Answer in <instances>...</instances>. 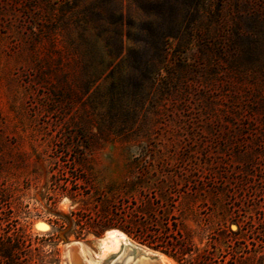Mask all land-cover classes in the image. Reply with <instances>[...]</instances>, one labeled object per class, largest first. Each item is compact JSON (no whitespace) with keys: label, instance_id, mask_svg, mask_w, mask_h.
Listing matches in <instances>:
<instances>
[{"label":"rangeland","instance_id":"374dc122","mask_svg":"<svg viewBox=\"0 0 264 264\" xmlns=\"http://www.w3.org/2000/svg\"><path fill=\"white\" fill-rule=\"evenodd\" d=\"M263 101L264 0H0V251L70 264L78 241L102 258L96 195L179 193L196 249L216 237L215 264H257L264 170L242 168L264 163ZM230 221L240 250L218 238ZM125 253L164 255L128 237L103 262Z\"/></svg>","mask_w":264,"mask_h":264},{"label":"trees","instance_id":"16d2710c","mask_svg":"<svg viewBox=\"0 0 264 264\" xmlns=\"http://www.w3.org/2000/svg\"><path fill=\"white\" fill-rule=\"evenodd\" d=\"M260 107L264 110V101ZM262 145L264 142L260 143L254 152L260 157L264 156ZM262 168L264 170V163H256L251 154L245 161L242 172L254 175V169L261 170ZM109 194L110 196L96 195L90 208L85 209L92 215V221L86 231L88 234L99 238L106 231L115 229L125 233L140 245L166 255L177 264H215L214 257L217 255L218 247L212 244H216L218 239L216 237L209 238L208 244L212 251L196 249L191 241V232L182 229L172 216L174 210L178 208V199L181 197L179 193H161L159 197H154L152 195L154 193H139L142 197L140 203L135 196L137 193ZM68 196L71 202L76 205L75 193H69ZM83 211L80 208L72 211V219L62 215L63 219L55 221L57 229L65 230L71 222L80 227V222L84 220ZM233 225L237 226L236 230L232 228ZM246 236V232L236 221L224 223L218 228L219 240L227 239L234 242L235 245L237 244V250H240L239 245L242 240H246ZM76 237L81 236L77 235ZM14 248H17V245L5 247L0 251L2 257L0 264H22L20 259L12 255ZM240 252L238 251V253ZM257 264H264V256L259 258Z\"/></svg>","mask_w":264,"mask_h":264},{"label":"bare ground","instance_id":"6f19581e","mask_svg":"<svg viewBox=\"0 0 264 264\" xmlns=\"http://www.w3.org/2000/svg\"><path fill=\"white\" fill-rule=\"evenodd\" d=\"M128 236L119 231L112 230L106 234V237L101 240V246L103 248V256H107L111 253L118 252L123 245L127 244ZM68 258L70 264H104L102 258H95L91 251L81 242L76 243L72 252H68ZM76 257H78L77 260ZM79 261V262H78ZM112 262V261H111ZM108 263V264H111ZM121 264H172V260L161 255L160 258L154 259L147 255L135 256L132 253L123 254V262Z\"/></svg>","mask_w":264,"mask_h":264},{"label":"water","instance_id":"95a60500","mask_svg":"<svg viewBox=\"0 0 264 264\" xmlns=\"http://www.w3.org/2000/svg\"><path fill=\"white\" fill-rule=\"evenodd\" d=\"M112 230H115V229H112ZM112 230H108L107 233H108L109 231H112ZM76 243H79V242H78V241H74V242L69 243V244L67 245L65 251H66L67 253H68V252H72Z\"/></svg>","mask_w":264,"mask_h":264}]
</instances>
